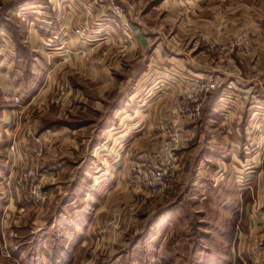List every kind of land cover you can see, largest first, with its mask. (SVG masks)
<instances>
[{"label": "rangeland", "instance_id": "374dc122", "mask_svg": "<svg viewBox=\"0 0 264 264\" xmlns=\"http://www.w3.org/2000/svg\"><path fill=\"white\" fill-rule=\"evenodd\" d=\"M111 1L121 8L119 16L108 3L85 17L75 0H0V264H15L14 255H51L55 264H66L59 255H74V264H236L233 256L240 264H264V226L259 232L241 215L233 220L241 191L253 184L254 194L261 189L264 209V148L224 147L218 119L204 124L208 109H217L216 94L223 84L203 99L184 96L191 75L206 77L219 70L246 74L242 61L259 54L248 49L256 35L253 25H238L228 44L212 40L206 49L205 38L196 36L198 46L189 51L185 43L195 39L188 30L193 23L183 12L191 6L182 0L176 15L172 0ZM83 21L88 30L81 38L74 29ZM121 21L127 32L138 28L147 37V50L131 68L124 65L130 39ZM259 24L258 31H264V20ZM173 45L183 50L181 57L197 62L196 72L171 63ZM106 59L121 64L109 72L112 86L96 108L93 81L80 76L90 63L105 67ZM80 63L86 66L80 69ZM65 70L72 80L56 85ZM74 83L82 97L73 96ZM66 91L81 105L65 114L59 99ZM172 91L178 93L171 99ZM123 92L128 103L119 113L115 142L96 144L99 135L106 137L100 128L110 120L109 111L120 106ZM161 104L164 117H157ZM134 122L136 127L129 129ZM81 123L89 125L92 139L68 156L60 177L53 153L57 148L46 143L51 132L39 136V131ZM161 125L176 128L180 139L166 185L150 190L142 173L164 159L161 146L168 132L160 131ZM153 128L159 133L154 136L158 147L149 142ZM46 156L54 162L45 164ZM37 184L45 194L42 202L32 192ZM235 244L240 255L232 250ZM34 259L38 264L39 257ZM18 264L24 261L19 258Z\"/></svg>", "mask_w": 264, "mask_h": 264}, {"label": "crops", "instance_id": "0c3cea01", "mask_svg": "<svg viewBox=\"0 0 264 264\" xmlns=\"http://www.w3.org/2000/svg\"><path fill=\"white\" fill-rule=\"evenodd\" d=\"M163 2H165V0H163L161 4H164ZM31 3L33 4L35 2ZM172 3V13L176 15V8H178L179 4H181V0H172ZM182 3L191 6L188 12H183L184 16H186L187 18L191 17V24L193 23V27H189L188 30L191 31L189 37L195 39H193L192 41L187 40L185 43V45L189 44V51L198 46L196 39L200 40V38H196V36H203L205 38L206 41L203 46L206 49V45L209 41L211 42L212 40H216V42H219L222 45L228 44L232 34H234L233 30H235L238 25H253V27L251 26V30H255L256 35L251 36V44L249 45L248 49H251L252 52H257L259 54L257 58L252 60L251 62H247V60H241L242 63H244L243 67L241 68L246 69L245 75L233 74L235 73L234 70L233 72H229L230 74H228V72L225 73L224 83L216 94L217 100L215 103L217 105V109L215 107L208 109L204 124L211 125L213 124V122H215L214 119H218V139L220 138L219 141H222L223 144H225L224 147L234 145L237 147H241L242 149H254V147L257 148L258 145H261V147L264 148V143L262 142L263 139H261V137H264V31H258L260 27V21L264 20V0H182ZM200 4H202V6ZM177 12H179V9H177ZM98 14H100V11H98ZM118 31L119 30L117 28V30L115 31L117 37L119 36ZM129 31L131 33L127 32V36L130 39V42H128V44L126 45L129 50V57L124 62V65L131 68L136 66L137 63L135 62L137 61V57L140 56L142 52H145L147 50L148 42L147 37L142 34V31L140 29L130 28ZM179 44L182 45V42H179ZM159 45L160 43L158 44V46ZM199 47L201 48L202 46ZM243 47H245V45ZM171 51L173 52V59H170L171 63H173L177 67L180 65L181 67L187 66V69L192 68L193 71H191V73L196 72L195 65L197 64V62L193 59L186 60L185 58L181 57L180 52H183V50L178 45L172 47ZM74 64L76 66V64L78 65V62H74ZM80 64V69H83L86 66L83 65V63ZM119 64L121 63H119V61H115V59H106L105 67L101 63H90L89 66L87 65V72L85 71L84 73H82L83 76L77 74L78 77L80 76L84 79L87 78L93 81V88L96 92L93 94L95 96L93 97V99H97V103L95 106L96 108H100L99 100L101 96L103 98L104 93L108 90V88L110 89L112 86V77L109 75V72L114 68H118ZM0 65L1 67L3 66L2 61L0 62ZM89 68L91 70L90 72L88 71ZM188 71L190 70L188 69ZM69 74H71V72L65 70L63 71V73H60L58 78L55 77V79L57 78L56 85L62 82L68 84V80H72V77L68 76ZM165 84H168V82ZM74 85L76 87L73 96L82 97L81 87L76 85V83H74ZM177 93L176 91H172L170 94V96H172L171 99L174 97L173 95H176ZM67 95L68 91H66L65 95L62 94L59 99L60 110H62V108H65V114L68 110L72 112L74 111V109L79 108V105H81L80 102H76L74 104L73 96H69V98ZM123 95L124 97L121 99L122 101L120 106H117V108L120 107V109L116 108L115 110H110L108 114L110 120H108L104 127L100 128L102 130L101 134L106 133V137L100 139L101 135H99L95 140L96 144H98L97 141L104 139L105 141L110 139V142H115V136L118 132H120V123L118 124V122L121 121L120 119H122V115H120V117L119 113L124 110L123 105L125 103H128V96L125 95L124 92ZM68 101L71 103L70 108H68ZM161 107L162 104L159 106V110L154 109L152 115L157 110V117H160L161 115L164 117ZM144 123L146 122L144 121ZM135 124L138 123L134 122L133 125H129V129L131 126L136 127ZM194 124L195 123H191L192 131L196 127V125L194 127ZM143 125L144 124L142 123V126ZM88 126L89 125L83 123L76 125L63 124L59 125L56 128H51V130L50 128H47L42 132L39 131V136L43 133L46 134V132L48 131L51 132V139H48L49 142L46 143H49V148H57V151L55 152L54 149L53 153L54 160L59 164L60 177L63 174L64 168L67 166L68 156H72L74 154L77 155V152H79L78 150L82 148V144L85 139H92L91 134L93 132L91 131L90 133H88ZM153 133L155 134H152L151 141L149 142L150 144L158 147L159 140L154 136H159V133L154 128ZM209 140L213 141V136ZM143 142H147V140L145 141L144 139ZM46 158H48V160L45 161V164L54 162L52 160V156H46ZM71 177L72 173L71 175L69 174L68 178ZM254 187L255 186L253 184V187L250 186L241 191L239 200L240 209L234 210V212H236L233 214V220L237 217V215H241L240 217L246 220L247 226L249 228H251V225H255L253 227L257 228V231L260 232L262 230V227L264 226V209L259 197L261 189L260 187L259 189H256V192L258 191V193H255V198V194L253 193ZM226 240L228 241V243H230L231 234L230 236H227ZM235 248L236 253L240 251L237 244H235V247L233 245V252L235 251ZM237 255H240V253H237ZM35 257H39L38 264H55V262H57L56 257H51V255H17V257L14 255L11 258L13 259V261H15V264H18L19 258L24 261V264H37L34 259ZM58 258V260L63 261L66 264L69 261H71V264H74L75 260L74 255H59ZM233 258L237 261L236 264H240V260L237 257L235 258L233 256Z\"/></svg>", "mask_w": 264, "mask_h": 264}, {"label": "built area", "instance_id": "2783aa9c", "mask_svg": "<svg viewBox=\"0 0 264 264\" xmlns=\"http://www.w3.org/2000/svg\"><path fill=\"white\" fill-rule=\"evenodd\" d=\"M77 4H79L80 8H77L80 10L81 15L88 17L92 14L94 9L102 6L103 4H107L109 9L111 8L116 15H120V10L118 6L113 4L111 0H75ZM76 9V10H77ZM78 10V11H79ZM122 25L124 26V22H122ZM124 32L126 31V25L123 27ZM88 30V24L87 22L83 21L81 24H78V26L74 29L75 35H78L79 37H84L86 31ZM99 38L95 37V40H98ZM216 46L214 44H211L210 48L213 50ZM228 71H219V73L216 74H210L206 77H199L195 75H191L186 79V86L187 89L185 90V98L188 100H197L198 97H201V99L204 98L205 94L213 90L217 87H219L221 84L224 83L225 79V73ZM64 92V87H63ZM62 93V91H61ZM203 94V96H202ZM14 101L18 102V97H14ZM180 109V108H179ZM196 113L199 112L198 107H196ZM158 129L162 132H168L167 135L163 138L161 151L162 155L164 157L163 161H161L157 166H155L149 171H142L143 176L142 182H144V185L147 187V189L154 190L158 188L160 185L165 186L166 183L164 180L166 177H168L169 172L172 171V168L174 166V157H173V151L176 145L179 143L180 135L176 128H173L172 130L166 129L164 126H158ZM173 131V132H172ZM34 150H36L37 154H40V148L39 146H35ZM35 173L31 170L30 178L33 179L35 177ZM41 173H39V176ZM166 176V177H165ZM33 195L35 197V200L37 201H43L45 199V194H43V191L41 190L40 184H37V191L34 189Z\"/></svg>", "mask_w": 264, "mask_h": 264}]
</instances>
